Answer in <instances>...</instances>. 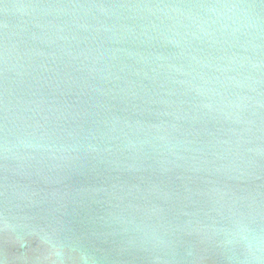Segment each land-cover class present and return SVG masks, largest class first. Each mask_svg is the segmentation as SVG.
Returning <instances> with one entry per match:
<instances>
[{
  "label": "water",
  "instance_id": "95a60500",
  "mask_svg": "<svg viewBox=\"0 0 264 264\" xmlns=\"http://www.w3.org/2000/svg\"><path fill=\"white\" fill-rule=\"evenodd\" d=\"M0 264H264V0H0Z\"/></svg>",
  "mask_w": 264,
  "mask_h": 264
}]
</instances>
